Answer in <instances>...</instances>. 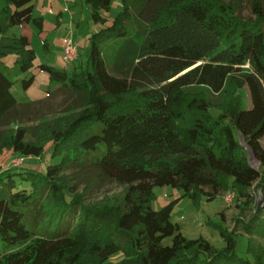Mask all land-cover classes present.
<instances>
[{
	"label": "trees",
	"instance_id": "trees-1",
	"mask_svg": "<svg viewBox=\"0 0 264 264\" xmlns=\"http://www.w3.org/2000/svg\"><path fill=\"white\" fill-rule=\"evenodd\" d=\"M5 2L0 10V155L11 150L41 158L52 144L53 156L62 160L45 173L30 167L0 173V238L11 248L0 255V264H251L238 257L235 231L222 233L227 246L217 250L203 238L187 239L171 221L177 201L159 211L151 203L156 187L180 188L184 196L208 200L235 189L244 208L253 202L254 185L264 189V0H253L255 19L249 20L236 14L235 0H123L124 11L113 25L92 35L86 71L69 75L40 65L51 83L79 96L82 111L47 139L38 135L31 141L26 140L29 129L6 128L23 120L22 110L33 103L14 96L2 60L14 56L13 68L28 73L35 51L27 36L12 30L29 24L41 30L44 20L34 16L33 0ZM86 2L93 21L106 24L101 12L110 10L112 0ZM129 17L141 29L138 38L125 31ZM113 37L124 41L115 60H108L101 44ZM33 81L34 76L24 80V87ZM190 88L201 96L186 103L183 91ZM243 88L247 109L226 100L231 89ZM133 92L138 103L123 99ZM239 134L258 167L250 164ZM71 168L124 191L113 202H87L64 175ZM261 216L258 210L243 225L255 264H264V246L251 240L264 238V229L252 230L256 221L264 223ZM40 223L47 228L42 233L35 230ZM168 237L170 246L164 245ZM120 251L124 259L109 262Z\"/></svg>",
	"mask_w": 264,
	"mask_h": 264
},
{
	"label": "rangeland",
	"instance_id": "rangeland-1",
	"mask_svg": "<svg viewBox=\"0 0 264 264\" xmlns=\"http://www.w3.org/2000/svg\"><path fill=\"white\" fill-rule=\"evenodd\" d=\"M69 1V2H68ZM71 1L73 3H71ZM87 0H34L35 10L34 15L45 16V37L49 43L47 47L42 43L37 30L32 27L31 33V48L35 51L34 67L28 73H19L16 68H13L15 57L10 56L2 60V68L13 80L12 93L20 103H33L27 105L22 111L25 112L26 117L19 122L13 123L6 127L13 130L18 128L29 129V134L26 138L31 141L38 135L44 136L45 139L50 137L53 130H59L64 125L74 119L81 111V100L79 96L69 87L58 85L52 82L50 74L40 68L42 64H48L57 69H65L71 75L75 70L79 73L86 71L90 65V43L91 37L94 33L100 32L102 29L113 25V21L117 16L124 11L123 0H112L110 10H103L102 17L107 19L106 24H99L93 21L91 8L86 4ZM228 1V0H226ZM234 1V0H231ZM238 2L239 7L236 12L243 20L255 19L252 11L253 0H235ZM70 6V12H65L64 9ZM64 14L61 23L56 22L58 14ZM131 16V15H130ZM125 31L128 33L129 38L140 37V27L137 21L131 17L127 19L124 24ZM15 27L13 30L20 36V32ZM81 30L83 33H78ZM36 31V32H35ZM73 36L80 46V54L75 62L67 64L63 61V47L64 41ZM109 39V38H106ZM124 40L114 37L110 40H105L101 44L103 51L108 60H115L117 49ZM139 41V40H138ZM113 65L110 63V66ZM112 68V67H111ZM34 76L33 83L25 88L23 85L24 80H29ZM202 94H207L206 91ZM186 103L193 98H199L201 92L199 89H185L183 91ZM138 94L133 92L123 96L127 102L135 101L138 103ZM228 100H235L239 104L244 105V108L249 107V95L246 88L231 89L227 94ZM189 112L185 110V119L189 116ZM213 115H219V111L214 108L211 109ZM15 122V121H14ZM4 128V129H6ZM10 129V130H11ZM242 144V143H241ZM264 146V138L262 139ZM52 144L46 146V151L41 158L23 157L14 154L11 150H5L0 155V173L4 171H17L24 172L30 167L36 172L45 173L50 166L58 165L62 156H53ZM244 146V145H242ZM245 147V146H244ZM256 164V162H254ZM256 167H258L256 165ZM29 169V170H30ZM65 176L69 179L72 186L77 185L78 190L76 193H84L85 200L91 203H100L110 199L111 202L116 199L119 200L120 195L124 191V186L117 183H106L102 181H95L94 175H89L87 172L71 168L64 172ZM235 191V189H230ZM260 188L254 185L250 190L253 202L247 207H240L244 202L238 199L236 192L235 199L232 203L225 201L226 192H221L212 200L206 197H198L196 199L190 196H184V190L174 188L171 186L156 187L154 190L155 198L152 201L154 210H161L172 202L177 201L174 206L171 221L179 224L181 231L187 239L195 240L203 238L208 241L217 250H223L227 243L223 238V232H232L233 236L237 238L238 257L243 261H249L255 264V258L249 251V235L244 230L243 225L251 222L254 215L257 213V208L260 207L256 200L264 191L259 192ZM44 200L45 195L43 196ZM42 200L37 204L41 209ZM254 198L256 199L254 201ZM262 218L258 220L264 221V214L261 212ZM32 219V218H31ZM33 220V219H32ZM27 225L32 228V222L27 221ZM40 223L36 226L35 230L42 233L45 225L49 228V232L55 233L57 228L52 222ZM264 223L256 221L252 230L260 231ZM253 237V236H252ZM251 240H258L264 246V238L260 235H255ZM257 242V243H258ZM173 243V238L168 237L164 240V245L170 246ZM11 250L7 244L0 238V255L5 254ZM124 252L120 251L113 254L109 262L118 263L124 259ZM86 259L90 258L89 254L85 255Z\"/></svg>",
	"mask_w": 264,
	"mask_h": 264
},
{
	"label": "built area",
	"instance_id": "built-area-1",
	"mask_svg": "<svg viewBox=\"0 0 264 264\" xmlns=\"http://www.w3.org/2000/svg\"><path fill=\"white\" fill-rule=\"evenodd\" d=\"M79 44L78 42L75 40V38L73 36H70L68 37L66 40H65V43H64V49H63V61L67 64H70L72 62H75L78 57H79ZM261 191H264V189H261L259 190V192ZM262 193V192H261ZM235 196H236V192L235 191H232V190H229L226 192L225 194V201L228 202V203H232L233 200L235 199ZM256 199L254 198V201ZM256 203L258 205H260V207L257 208V211L260 210L263 214H264V193H262L260 195V198L256 200Z\"/></svg>",
	"mask_w": 264,
	"mask_h": 264
},
{
	"label": "crops",
	"instance_id": "crops-1",
	"mask_svg": "<svg viewBox=\"0 0 264 264\" xmlns=\"http://www.w3.org/2000/svg\"><path fill=\"white\" fill-rule=\"evenodd\" d=\"M34 1V0H33ZM69 2V1H68ZM71 3H73L72 1H71ZM86 4H87V2H86ZM6 5V2H5V0H0V10L4 7ZM35 5V4H34ZM88 7L90 8V5H88ZM64 11L65 12H70V6H68V8H65L64 9ZM35 16V15H34ZM36 17V16H35ZM63 17H64V14L62 13V12H60V14H58V16L57 17H55L56 18V22L57 23H61V21L63 20ZM36 18H43V20H44V22H43V26H42V29L40 30V29H38L36 26H34L33 24H29V25H23V26H20V27H17L18 29V31L20 32V34L21 35H25V36H27L28 38H29V40H30V43L32 44V42H31V33H32V27H34L36 30H37V33L39 34V37H40V39H41V41H42V43L45 45V47H47V45H49V43H48V41H47V39H46V37H45V16H37ZM34 30V29H33ZM80 31L81 30H79V32L78 33H80ZM12 32H13V34H15V35H17V33L14 31V30H12ZM36 32V31H35ZM81 33H83L82 31H81ZM64 43H65V41H64ZM79 48H80V46H79ZM63 49H64V47H63ZM79 52H80V49H79ZM10 57V56H9ZM8 58V57H7Z\"/></svg>",
	"mask_w": 264,
	"mask_h": 264
},
{
	"label": "water",
	"instance_id": "water-1",
	"mask_svg": "<svg viewBox=\"0 0 264 264\" xmlns=\"http://www.w3.org/2000/svg\"><path fill=\"white\" fill-rule=\"evenodd\" d=\"M239 135H240V141H241L242 145H244L245 148H246V149L248 150V152H249V162H250V164H251L253 167H255L256 165L258 166L259 163L256 161V159H255V155H254L253 151H252V150L250 149V147L245 143L242 134H239ZM254 162H256V164H254Z\"/></svg>",
	"mask_w": 264,
	"mask_h": 264
}]
</instances>
